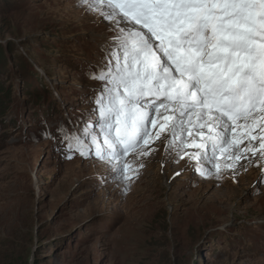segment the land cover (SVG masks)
Masks as SVG:
<instances>
[{
    "label": "rangeland",
    "instance_id": "rangeland-1",
    "mask_svg": "<svg viewBox=\"0 0 264 264\" xmlns=\"http://www.w3.org/2000/svg\"><path fill=\"white\" fill-rule=\"evenodd\" d=\"M112 35L79 0H0V264H264L259 141L255 157L218 152L205 178L210 162L174 163L162 139L122 194L44 136L69 118L98 123L90 73Z\"/></svg>",
    "mask_w": 264,
    "mask_h": 264
},
{
    "label": "snow or ice",
    "instance_id": "snow-or-ice-1",
    "mask_svg": "<svg viewBox=\"0 0 264 264\" xmlns=\"http://www.w3.org/2000/svg\"><path fill=\"white\" fill-rule=\"evenodd\" d=\"M79 3L113 35L98 70L90 73L101 82L92 110L98 123L69 118L55 134L44 133L67 145L68 159L77 153L94 159L126 194L162 139L174 163L185 157L197 165L210 162L211 168H196L205 178L212 169L219 173L218 152L233 149L229 155L237 161L239 152L255 157L259 141L264 158V0ZM100 179L107 183L103 174Z\"/></svg>",
    "mask_w": 264,
    "mask_h": 264
},
{
    "label": "trees",
    "instance_id": "trees-1",
    "mask_svg": "<svg viewBox=\"0 0 264 264\" xmlns=\"http://www.w3.org/2000/svg\"><path fill=\"white\" fill-rule=\"evenodd\" d=\"M7 90V88L5 87H3V92H5ZM2 104H6L5 102H0V105H1V108H5L6 107V105H2Z\"/></svg>",
    "mask_w": 264,
    "mask_h": 264
},
{
    "label": "bare ground",
    "instance_id": "bare-ground-1",
    "mask_svg": "<svg viewBox=\"0 0 264 264\" xmlns=\"http://www.w3.org/2000/svg\"><path fill=\"white\" fill-rule=\"evenodd\" d=\"M188 138H189V137H187V136L184 137V139H186V140H187ZM198 141H199V139H197V142H198Z\"/></svg>",
    "mask_w": 264,
    "mask_h": 264
}]
</instances>
